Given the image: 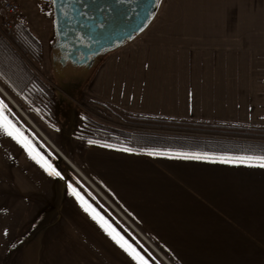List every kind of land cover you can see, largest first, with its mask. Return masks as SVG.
Returning a JSON list of instances; mask_svg holds the SVG:
<instances>
[{
	"label": "crops",
	"instance_id": "1",
	"mask_svg": "<svg viewBox=\"0 0 264 264\" xmlns=\"http://www.w3.org/2000/svg\"><path fill=\"white\" fill-rule=\"evenodd\" d=\"M185 14L157 11L115 59L102 63L81 99L134 117L264 127V85L245 70L264 68V55H255V49L251 53V43L264 40L236 34L232 47L225 46V34L210 28L209 18ZM0 44L10 47L1 36ZM18 58L25 67L23 57ZM0 80L21 102L34 81L33 76L16 85ZM14 110L0 98V114L60 176H49L0 129V264L18 236L34 230L29 245L37 249L36 259L48 245L99 244L103 251L97 256L89 249V259L137 264L98 220L147 264L264 261V168L249 166L259 162L125 151L129 148L123 145L70 136L65 125L36 130L25 110L20 108L29 125ZM73 174L86 185L74 183Z\"/></svg>",
	"mask_w": 264,
	"mask_h": 264
},
{
	"label": "rangeland",
	"instance_id": "2",
	"mask_svg": "<svg viewBox=\"0 0 264 264\" xmlns=\"http://www.w3.org/2000/svg\"><path fill=\"white\" fill-rule=\"evenodd\" d=\"M12 1L17 3L19 14H17L18 16L11 31H5L0 27V36L10 46L9 48L12 49L13 53L18 57H23L24 68L34 74L32 75L34 76V81L27 88L24 102L19 101L1 80L0 86L22 110L27 112L26 114H28L27 116L33 122V125L40 130H46V125L54 130H59V127L65 125L69 127L70 136L76 138L86 137L98 142L119 144H125V141L114 137L110 132L108 133V128L133 135L143 134V136H179L228 142L248 143L254 141L264 143V127L253 124L243 123L241 126L235 124L203 125V123L154 115L128 116L117 112L115 109L104 110V108L95 105L87 99H81L82 94L87 90L88 84L83 86V89L77 95L61 90L58 88V81L51 70L50 55L52 54L51 47L53 45V43L51 44V0ZM158 11L188 13L185 14L190 15L187 17L200 15L199 17L209 18L207 19L209 27L220 34H225V46L232 47L231 42H233V37L236 34H251V40H264V0H161ZM228 34H231V36L227 37ZM20 42L23 46H21ZM25 44L31 45L33 51L25 47ZM36 44L39 45V49ZM253 49L257 51L255 55H264L263 43H251V53ZM121 51L119 49L108 55L102 60V63L109 59H115ZM29 55L33 58H29ZM2 70L6 73L3 68ZM245 70L247 72L250 71L251 74L255 73L253 77L264 85V68L249 67V69ZM12 83L15 84V82ZM0 98L3 103L8 101L1 91ZM70 102H72L71 107L69 106ZM15 114L18 115L22 123L29 125L18 111ZM33 131L35 132L34 129ZM73 175L76 180L78 179L74 183L81 186L86 185L84 180L82 181L81 178H78L79 176ZM34 232L35 230L23 236H18L12 243L11 249H9L10 252L3 264H111L109 260L89 259V249L97 256H99V252L103 251V245L99 244L78 245L69 243L57 247L48 245L46 254L41 259H36L37 249L34 250L29 245L31 242L29 241L31 239L30 236ZM143 247L154 256L149 246L145 244ZM224 262L225 264H260V262L264 261ZM115 264L119 263L115 262Z\"/></svg>",
	"mask_w": 264,
	"mask_h": 264
},
{
	"label": "flooded vegetation",
	"instance_id": "3",
	"mask_svg": "<svg viewBox=\"0 0 264 264\" xmlns=\"http://www.w3.org/2000/svg\"><path fill=\"white\" fill-rule=\"evenodd\" d=\"M70 10L64 8L61 34L55 28L52 10L51 70L58 83L77 95L95 76L108 55L125 45L104 48L99 53L86 55L90 48L92 32L109 31L115 38L126 35L138 26L149 0H69ZM159 0V4H160ZM159 4L157 6L159 7ZM52 6V4H51ZM72 9V11H71ZM155 16V15H154ZM84 31L89 33L85 36ZM137 37V36H136ZM135 37V38H136ZM74 56L71 59L70 56ZM73 90V91H72ZM76 98V97H75Z\"/></svg>",
	"mask_w": 264,
	"mask_h": 264
},
{
	"label": "trees",
	"instance_id": "4",
	"mask_svg": "<svg viewBox=\"0 0 264 264\" xmlns=\"http://www.w3.org/2000/svg\"><path fill=\"white\" fill-rule=\"evenodd\" d=\"M36 43V41H34ZM39 49V45L36 44ZM18 59V60H17ZM18 56L13 53L12 49H6L0 44V67L6 73H2L0 79H7L17 83H25L30 76L22 64H20ZM34 79V76H33ZM58 88L66 92H70L68 88H64L60 83ZM77 98V97H76ZM8 108L14 110L9 102H5ZM15 111V110H14ZM107 132L125 141V144H119L136 151L160 152L167 154L183 155V154H200L207 155L208 158L220 159L221 157H239V156H264V143L257 142H233L223 140L194 139L179 136H149V135H133L117 130L107 129ZM258 162V161H256Z\"/></svg>",
	"mask_w": 264,
	"mask_h": 264
},
{
	"label": "snow or ice",
	"instance_id": "5",
	"mask_svg": "<svg viewBox=\"0 0 264 264\" xmlns=\"http://www.w3.org/2000/svg\"><path fill=\"white\" fill-rule=\"evenodd\" d=\"M56 0H52V3L55 4ZM157 4H159V0H157ZM147 18V17H146ZM0 129L11 139L15 140L17 144H20L21 147H23L29 157L33 159L37 164L40 165L41 168L44 169L45 172L48 173L49 176H60V173L55 170V168L52 167L51 164H48L47 161L44 160L43 157L39 156L38 153L35 152V150L31 147L29 142L24 139V137L16 130L15 126L7 119V117L2 116L0 114ZM89 143H92L91 141ZM125 151H131V149H125ZM148 155H165V153L160 152H148ZM185 159H194V160H203L208 159L207 155H200V154H183ZM233 161H238L240 163H245L248 161H258V165H249V166H259L260 168H264V156H239V157H221L220 162L221 163H231ZM69 189L72 192L73 195H77L75 193V190L72 189L71 185H69ZM77 198H79L77 196ZM82 206H84L82 204ZM85 207V211H89V208ZM93 219H98V217L93 214ZM98 222L101 223V227H104L106 231H108L109 235L112 236V238L122 247L128 254L137 261V264H147V262L139 255V253L135 252L134 249L131 248V246L127 245L125 241L121 237H119L117 234L114 233L113 230H110L109 227L106 225V222H103L102 220H98Z\"/></svg>",
	"mask_w": 264,
	"mask_h": 264
},
{
	"label": "water",
	"instance_id": "6",
	"mask_svg": "<svg viewBox=\"0 0 264 264\" xmlns=\"http://www.w3.org/2000/svg\"><path fill=\"white\" fill-rule=\"evenodd\" d=\"M50 2L52 4V10L54 12L53 13L54 19H55V25L54 26L56 28L57 33L61 34L63 31V26H62L63 25L62 24L63 14L62 13L64 12V8L66 10H70V7H69L70 1L69 0H56L55 4L52 3V0ZM157 9H158L157 0H149L146 7L143 9L145 11L141 15L140 21H138V26L136 28L132 29L130 32L126 33V35L124 34V35H121L117 38H115V36H110L112 34L109 31L98 32L97 30L94 29V31L91 33L92 34V36H91L92 40L90 41V45H91L90 48L92 49V47H93L92 44H95L94 47H96V48H94L92 50H83L84 54H86V55L93 54V53L96 54V53H99L104 48L112 49L118 45H125L126 43L132 41L136 36H138V34H141L147 28V26L150 24V21H152L154 15L157 13V11H158ZM71 11H72V9H71ZM88 33H89L88 31L87 32L84 31L85 36ZM70 58L74 59V56L72 55V56H70ZM2 94L8 99V102H10L12 104V106L18 111V113L21 114L25 119H27L26 115L22 114L23 112L20 110V108L14 102H12V100H10L8 95H6L5 92H3ZM31 126H33V125L31 124ZM33 127L37 130V128L35 126H33ZM40 134L43 136L42 133H40ZM64 159H65V157H64Z\"/></svg>",
	"mask_w": 264,
	"mask_h": 264
},
{
	"label": "built area",
	"instance_id": "7",
	"mask_svg": "<svg viewBox=\"0 0 264 264\" xmlns=\"http://www.w3.org/2000/svg\"><path fill=\"white\" fill-rule=\"evenodd\" d=\"M19 14L17 3L12 0H0V27L5 31H11Z\"/></svg>",
	"mask_w": 264,
	"mask_h": 264
},
{
	"label": "bare ground",
	"instance_id": "8",
	"mask_svg": "<svg viewBox=\"0 0 264 264\" xmlns=\"http://www.w3.org/2000/svg\"><path fill=\"white\" fill-rule=\"evenodd\" d=\"M27 118V117H26ZM28 119V118H27ZM45 138V137H44ZM46 139V138H45ZM49 142V141H48ZM66 158V157H65Z\"/></svg>",
	"mask_w": 264,
	"mask_h": 264
}]
</instances>
